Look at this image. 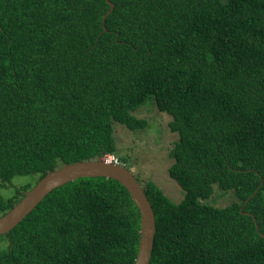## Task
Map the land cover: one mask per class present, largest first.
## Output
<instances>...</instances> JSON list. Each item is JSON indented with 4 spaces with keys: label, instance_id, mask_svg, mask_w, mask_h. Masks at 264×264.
I'll return each instance as SVG.
<instances>
[{
    "label": "trees",
    "instance_id": "1",
    "mask_svg": "<svg viewBox=\"0 0 264 264\" xmlns=\"http://www.w3.org/2000/svg\"><path fill=\"white\" fill-rule=\"evenodd\" d=\"M111 1L102 31L105 0H0V215L63 163L129 168L115 123L146 127L135 111L153 103L177 133L168 174L184 195L141 184L149 264H264V0ZM213 184L232 200L204 203ZM139 220L116 179L79 177L0 234V264H133Z\"/></svg>",
    "mask_w": 264,
    "mask_h": 264
},
{
    "label": "water",
    "instance_id": "2",
    "mask_svg": "<svg viewBox=\"0 0 264 264\" xmlns=\"http://www.w3.org/2000/svg\"><path fill=\"white\" fill-rule=\"evenodd\" d=\"M105 1L109 5V8L102 17V31L106 30L104 19L114 6L111 0ZM95 176L116 179L127 189L139 211L140 217L138 247L133 264H149L153 248V237L156 230L155 214L151 202L144 192L141 183L130 168L123 163L107 161L104 159L103 155H98L95 158L63 163L47 171L30 189L23 193V196L17 203L7 212L0 215V234L7 233L12 229L55 187L61 186L79 177ZM248 198L246 200H248ZM245 213L251 214L249 212ZM255 228L258 230L256 221ZM259 233L261 236H264V233Z\"/></svg>",
    "mask_w": 264,
    "mask_h": 264
},
{
    "label": "rangeland",
    "instance_id": "3",
    "mask_svg": "<svg viewBox=\"0 0 264 264\" xmlns=\"http://www.w3.org/2000/svg\"><path fill=\"white\" fill-rule=\"evenodd\" d=\"M135 114L145 118L147 125L141 129L130 130L122 124L115 123L114 135L118 151L127 157L129 168L141 184L151 179L172 201L178 202L182 199L184 191L168 174V167L172 162L168 151L177 140V133L167 126L171 116L159 111L153 103L139 107ZM34 177L35 174L16 175L12 182L20 185L33 182ZM3 192L12 194L14 188L5 187ZM231 192V190H221L213 184L212 194L203 199V202L223 206L232 200Z\"/></svg>",
    "mask_w": 264,
    "mask_h": 264
},
{
    "label": "built area",
    "instance_id": "4",
    "mask_svg": "<svg viewBox=\"0 0 264 264\" xmlns=\"http://www.w3.org/2000/svg\"><path fill=\"white\" fill-rule=\"evenodd\" d=\"M104 159L107 160V161H113V162H118L117 161V158L114 157V155H111V154H105L103 155Z\"/></svg>",
    "mask_w": 264,
    "mask_h": 264
}]
</instances>
